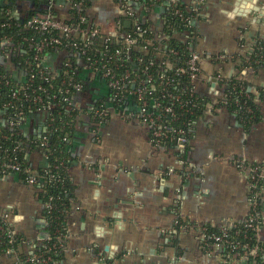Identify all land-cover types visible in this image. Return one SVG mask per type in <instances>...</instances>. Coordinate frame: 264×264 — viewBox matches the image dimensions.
Segmentation results:
<instances>
[{
    "label": "crops",
    "instance_id": "1",
    "mask_svg": "<svg viewBox=\"0 0 264 264\" xmlns=\"http://www.w3.org/2000/svg\"><path fill=\"white\" fill-rule=\"evenodd\" d=\"M235 1L204 0L203 17L196 24L200 53L249 55L264 39V21L259 22V16L246 11L247 15H229ZM65 3H54L56 17L63 22L70 19ZM119 9L117 0H94L87 15L109 33L118 31L125 20ZM145 18L153 31L162 30L159 10ZM201 67L195 91L207 99L208 106L195 123L184 158L187 163L180 161L175 147L153 146L148 128L137 121L114 116L99 127L87 118L76 124L69 170L74 198L67 219V245L56 264H107L108 260L113 264H247L244 258L205 254L196 226H224L248 217V179L232 161L264 165V101L259 103L260 122L244 129L235 114L215 106L224 87L210 80L237 75L234 63L204 58ZM238 77L256 92L264 89V64L258 70L245 68ZM88 97L82 95L79 101L83 104ZM45 119L44 115L29 117L25 134L37 138ZM29 162L35 171L48 163L41 152L30 154ZM37 191L34 183L16 175L0 179V209L10 214L14 230L30 241L42 235L44 207ZM180 220L191 226L180 227ZM260 236L264 238V211ZM22 251L27 253V247ZM0 264L14 262L3 257Z\"/></svg>",
    "mask_w": 264,
    "mask_h": 264
},
{
    "label": "built area",
    "instance_id": "2",
    "mask_svg": "<svg viewBox=\"0 0 264 264\" xmlns=\"http://www.w3.org/2000/svg\"><path fill=\"white\" fill-rule=\"evenodd\" d=\"M156 1L161 4L162 8L168 7L166 9H171L174 14L181 15L180 9L175 10L177 0ZM184 1L186 3V0ZM65 2L69 10L77 8L80 11L82 7V2L80 1L76 4H74L73 0H65ZM117 2L120 6V17L125 20H131V28L135 27L137 31H122L119 28L118 31L105 33L94 20L88 17L87 13L80 16L79 21L72 24L67 23L68 20L63 22L56 16L48 14L44 17L35 16L27 21L26 28L35 30L33 32L38 35L36 38L23 37V43H17L9 36L0 39V49L3 52L0 62L19 83L17 89L12 92V97L20 100V104L14 108V113L18 119L23 121L26 120L25 115L34 113V111L37 112L35 115H44L47 118L52 104L45 103L43 97V94L46 93L45 89L43 85L36 84L34 78L38 74L44 81H49V79H56L62 74V55L67 50L60 47L63 45V39H68L71 46L81 53V56L90 54L89 50L91 49H95L98 53V56L82 58L75 52L73 56L77 58V65L74 66L70 61L65 64L67 68L66 71L64 70L66 76L79 71L80 75L89 80L88 85L90 87L87 92H83L84 85L82 83L70 82L73 91L70 104L80 109L77 120L80 121L81 118H87L95 127L108 122L114 116L137 121L148 128L150 141L153 146L162 147L166 143H175L176 151L183 156L191 143L189 139L191 130L175 128L171 122L179 119L176 108L187 110L189 102L184 101L181 94L171 92L168 89L170 86L178 88L181 82L170 79L166 74L174 71L175 76H188L192 85L190 93L194 96L197 94L195 83L202 73L201 63L203 59L224 62L229 57L225 54L211 56L200 53L197 50L198 31L175 32L173 35L168 33L169 31H152L153 35L147 36L148 31L141 30L140 23L145 19L146 13L149 15L153 11L149 12L150 9L144 3H138L136 0H117ZM203 3L204 0H191L186 3L189 11L194 13L193 16L187 18L189 25L197 27V22L203 17ZM159 11L162 12L161 8ZM13 14L16 17L20 15L18 11H14ZM160 19L163 22L162 24H164L162 17ZM86 21L87 26L82 27V24L86 23ZM173 39L182 43L188 52L184 65L177 64V60L180 61L182 59L179 57L180 51L170 45ZM24 43L28 44V50L31 54L30 57L25 59V64L29 67L28 72L17 66L12 59L18 53L26 54V50L23 49ZM51 50L57 52H52ZM134 52H138L139 55L136 56ZM149 53L152 57L147 66H145L143 57L148 56ZM117 61L120 63H115V70L108 65ZM125 63H128L131 69H125V72L120 75L116 70L119 67H125ZM156 65L160 70L159 73H161L158 76V81L148 71L150 67ZM71 68L75 72L70 73L69 69ZM140 68V73L132 72V70H140ZM49 69L52 71L51 77L47 76V73L45 74ZM243 72L244 70L240 74ZM210 80L213 85H217L222 78L217 76L211 77ZM161 86L163 88H161L160 97H155L154 93ZM84 94L89 95V99L82 104L79 99ZM224 96L223 94L222 99H224ZM163 100H167L168 104H163ZM99 101H102V103L96 107L94 104ZM84 107L90 110L84 112ZM92 111L91 116L90 113ZM2 114L3 112L0 113V115ZM18 119L17 121L10 119L5 124L13 128L17 125L16 122H20ZM0 121H2L1 116ZM180 161L187 163L183 157ZM232 162L245 172L249 183V192L250 194L253 193L257 188L255 183L257 177L264 178V166H247L245 164L246 161L240 159H235ZM20 170L21 166L15 159H7L0 163V179ZM31 182L35 184L34 179H31ZM249 202L250 209H255L257 206L256 194L254 197L250 196ZM254 220V217H249L248 220L244 221L248 227L256 230L258 239L261 241V226L260 223L254 226ZM5 224L9 225V227H5ZM231 226H233V223L223 227V235L213 237L215 242L210 246L211 250L207 252V255H222L228 235L227 227ZM1 231L6 233L9 243L16 241L14 238L18 233L14 230L11 223L10 214L2 209H0ZM198 236L199 241L203 242L206 239L203 229L198 231ZM50 239L48 235L42 233L41 237L36 239L38 244L23 241L18 249L8 246L4 250L3 255L0 256V260L3 257H9L13 259L14 264H47L51 261V258L45 257L44 253L37 252L36 247L37 245L43 246L45 241ZM59 243L62 247L63 240L59 239ZM24 246L28 249L27 253L22 251ZM256 253L257 249L255 248L247 251L246 255L254 257ZM22 254L26 255L25 259L22 258Z\"/></svg>",
    "mask_w": 264,
    "mask_h": 264
},
{
    "label": "trees",
    "instance_id": "3",
    "mask_svg": "<svg viewBox=\"0 0 264 264\" xmlns=\"http://www.w3.org/2000/svg\"><path fill=\"white\" fill-rule=\"evenodd\" d=\"M56 1L58 0H0V39L9 36L13 38V41L23 43V37L36 38L38 35L33 32L35 30L26 28L25 25L27 21L35 16L44 17L48 14L56 16V11L54 9V3ZM79 1L82 2V7L80 11L77 10V8L70 9V19L67 21L69 24L79 21V17L85 15L94 2V0H73V2H75L74 4ZM136 1L138 3H144L150 9L149 12L161 8V17L164 21L161 31H169L168 33L171 35L175 32L196 31L195 26L187 23V18L193 16L194 13L189 11L184 0H177L178 2L175 5V10L180 9L182 12L181 15H176L173 10L166 9L168 7L165 9L162 8L161 4L156 0ZM14 11H18L20 15L18 17L14 16ZM124 21L125 20H121V23H119L122 31H137L135 27L124 29ZM86 26L87 21L82 24V27ZM140 28L143 31H148L147 36L153 35L151 21L149 19L145 18L142 23H140ZM170 45L180 51L179 57L182 60H177V64L184 65V60L187 59L188 52L183 44L178 40L173 39L170 42ZM60 48L67 50L63 52L62 55V74L56 79H49V81H44V79L38 74H36V77L34 78L36 84L39 83L40 85H43V88L45 89L46 93L43 94L45 103L52 104L43 128L41 129V133L37 138H29L23 130L26 120L37 114V112L34 111V113H28L25 115V121L17 118L14 113V108L20 104V100L14 99L12 97V92L17 89L19 83L0 62V113L3 112V114L0 115L2 119L0 123V163L13 158L20 164L21 170L19 172H14L12 175H16L19 180L25 183L30 182L31 179L35 180L38 196L44 207L42 212L44 224L41 232L51 238L50 240H46L43 246L37 245L36 251L44 253L45 257L51 258V261L47 264H56L61 261L64 256V250L68 238L67 219L74 198V189L69 170L74 162L72 138L76 130V124L79 122L77 118L80 114V109H77L70 104L73 96L70 82L76 81L82 83L84 85L83 92H87L90 87L88 85L89 80L80 75L79 71H76L75 74H71L70 76H66L65 71L67 68L65 67V64L70 61L74 66L77 65V58L73 56L75 52L82 58L98 56L95 49L89 50L90 54L81 56V53L71 46L70 40L68 39H63V45ZM23 49L26 50V54L23 55L18 53V55L14 56L12 59L17 66H20L28 72L29 67L25 64V59L30 57L31 54L28 50L29 47L27 43H24ZM51 51L57 52L55 50ZM134 53L136 56L139 55L138 52ZM1 56H3L2 49H0V57ZM151 57L150 53L148 56L143 57L145 66H147ZM228 59L234 63L237 75L231 78H223L220 81L221 86L224 87L225 96L224 99H220L215 106L217 108L224 107L227 111L235 114L240 125L248 130L253 124L258 123L261 120L259 103L264 101V89L258 88L256 92L252 89L250 84L238 76L245 68L258 70L259 67L264 64V39L258 41L251 54L232 56ZM115 63L118 64L120 62L117 61L109 63L108 65L115 70ZM125 69H131V66L128 63H125V67H119L116 71L121 75L125 72ZM69 71L70 73L75 72L73 68L69 69ZM140 71L141 68L140 70H132V72L139 73ZM148 71L149 74L158 81V76L161 75V73H159L160 70L157 65L150 67ZM46 73L47 76H52V71L50 69L47 70L45 74ZM166 75H168L170 79H175L176 82H181L178 88H176V86H170L168 89L171 92L181 94L183 100L189 102L187 110L176 108L179 119L171 122V124L175 128H184L185 130L190 129L189 139L191 141L195 134V123L199 116L205 112L208 101L207 99L200 97L198 94L194 96L191 95L190 89L192 88V85L188 76H175L174 71H170ZM70 77L72 78L71 80ZM161 88H163V86L154 93L155 97H160ZM67 90H69V92H67ZM163 102V104H168L167 100H163ZM100 103H102V101H99L94 105L97 107L98 105H101ZM84 108V112L90 110L87 109V107ZM92 113L93 111L90 113L91 116ZM16 118L20 122H16L17 125L13 128L8 127L5 124L10 119H15V121H17ZM165 146L175 147V143H166ZM188 149L189 146L187 151ZM34 152H41L48 162L46 167L37 171L33 169L29 162V155ZM185 154L182 156L183 159L186 158ZM245 164L252 167L264 166L263 164H250L247 161ZM255 183L257 188L250 194V196L254 197L256 194L257 206L255 209L250 210L246 219L248 220L249 217H254L255 220L253 221V225L255 226L257 223H260V226L262 227L264 211V178L257 177ZM184 224L189 226L191 223H185L181 220L178 221L180 227ZM225 226L226 225L213 226L210 223H203L196 226L197 231L203 229L204 234L206 235V239L203 242H199L200 248L205 254L211 250L210 246L215 242L213 237L223 235V227ZM5 227H9V225L5 224ZM227 228L228 235L224 247L225 249L222 253L226 259L244 258L246 259L247 264H264V238L260 241L255 229L248 227L244 220L233 222V226ZM59 239L63 240L62 247L59 243ZM14 240L16 241L9 243L6 233L2 231L0 232V256L3 255L4 250L8 246L13 249H18L23 241L38 244L37 240L30 241L21 234H17ZM255 248L257 249L256 256L252 257L246 255L247 251ZM25 257L26 255L22 254V258L25 259ZM107 264H113V261L108 260Z\"/></svg>",
    "mask_w": 264,
    "mask_h": 264
},
{
    "label": "water",
    "instance_id": "4",
    "mask_svg": "<svg viewBox=\"0 0 264 264\" xmlns=\"http://www.w3.org/2000/svg\"><path fill=\"white\" fill-rule=\"evenodd\" d=\"M249 1H254V0H236L235 3H233L232 12H229V15L230 16H234L236 14L237 15H247L245 13L246 11L249 14L259 16L261 18L259 19V22L264 21V0H256L254 2L256 4H253V5L247 3ZM123 26L125 29H130L132 27V21L126 20Z\"/></svg>",
    "mask_w": 264,
    "mask_h": 264
}]
</instances>
